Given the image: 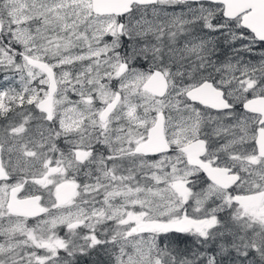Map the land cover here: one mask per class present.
Listing matches in <instances>:
<instances>
[{
  "label": "snow or ice",
  "instance_id": "6c2138e0",
  "mask_svg": "<svg viewBox=\"0 0 264 264\" xmlns=\"http://www.w3.org/2000/svg\"><path fill=\"white\" fill-rule=\"evenodd\" d=\"M0 264H264V0H0Z\"/></svg>",
  "mask_w": 264,
  "mask_h": 264
}]
</instances>
